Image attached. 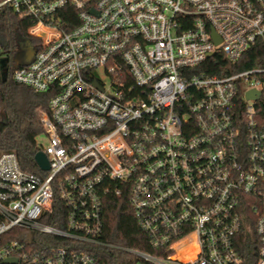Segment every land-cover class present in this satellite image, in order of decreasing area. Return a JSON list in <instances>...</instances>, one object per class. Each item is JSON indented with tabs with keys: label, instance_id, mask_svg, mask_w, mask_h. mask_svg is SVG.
Instances as JSON below:
<instances>
[{
	"label": "built area",
	"instance_id": "built-area-1",
	"mask_svg": "<svg viewBox=\"0 0 264 264\" xmlns=\"http://www.w3.org/2000/svg\"><path fill=\"white\" fill-rule=\"evenodd\" d=\"M8 11L33 22L36 53L16 66L0 35V69L51 95L38 145L49 169L0 152V264H103L102 248L243 264L251 220L264 264V54L243 67L264 48V0H0ZM111 195L156 253L103 239Z\"/></svg>",
	"mask_w": 264,
	"mask_h": 264
},
{
	"label": "trees",
	"instance_id": "trees-1",
	"mask_svg": "<svg viewBox=\"0 0 264 264\" xmlns=\"http://www.w3.org/2000/svg\"><path fill=\"white\" fill-rule=\"evenodd\" d=\"M64 11H71V8H65ZM72 13L75 14V10L72 9ZM62 16L65 17V14ZM32 23L30 20H20L18 16L8 11L7 15L4 14L0 19V35L15 50L18 37L21 35L28 37L27 31ZM60 28L68 29L62 24ZM31 42L35 44L39 42V38H31ZM263 54L264 48L260 51L254 48L246 55L243 67L261 65ZM217 61L221 62L219 59ZM210 64L214 65L216 61L210 59ZM50 96L47 92L39 93L31 86L16 82L12 77L10 67L0 69V150L16 152L21 168L35 173H41L35 160L39 151L38 139L43 131L39 111L40 109L48 110ZM104 201L102 235L106 242L122 247L157 252L152 249L149 237L140 228L129 200L125 196L111 195L107 196ZM248 227L239 236L237 247L243 264H256L259 248L252 220ZM99 251L103 264H137L131 253L116 248H102Z\"/></svg>",
	"mask_w": 264,
	"mask_h": 264
},
{
	"label": "water",
	"instance_id": "water-1",
	"mask_svg": "<svg viewBox=\"0 0 264 264\" xmlns=\"http://www.w3.org/2000/svg\"><path fill=\"white\" fill-rule=\"evenodd\" d=\"M213 37L216 43L220 41V39L216 36V34H213ZM18 38L20 39L19 42L20 51L15 56L14 60L16 66H22V64H28L34 58L36 49L33 48L29 39H24L22 35L19 36ZM0 67L3 68V63L0 64ZM248 94L249 96L253 95L252 93H248ZM35 160L39 169L41 170L49 169L48 158L44 151H39L35 156Z\"/></svg>",
	"mask_w": 264,
	"mask_h": 264
},
{
	"label": "rangeland",
	"instance_id": "rangeland-1",
	"mask_svg": "<svg viewBox=\"0 0 264 264\" xmlns=\"http://www.w3.org/2000/svg\"><path fill=\"white\" fill-rule=\"evenodd\" d=\"M100 76H103V74L101 73ZM39 143H45L46 142V137L44 135H41V137L38 139ZM0 152H2L0 150ZM137 264H142L141 262L137 263Z\"/></svg>",
	"mask_w": 264,
	"mask_h": 264
},
{
	"label": "flooded vegetation",
	"instance_id": "flooded-vegetation-1",
	"mask_svg": "<svg viewBox=\"0 0 264 264\" xmlns=\"http://www.w3.org/2000/svg\"><path fill=\"white\" fill-rule=\"evenodd\" d=\"M19 42H20V41L17 42V48H18V49H19Z\"/></svg>",
	"mask_w": 264,
	"mask_h": 264
}]
</instances>
